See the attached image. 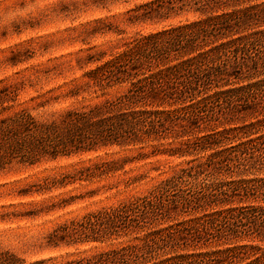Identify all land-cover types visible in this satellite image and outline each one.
Masks as SVG:
<instances>
[{"label":"trees","instance_id":"1","mask_svg":"<svg viewBox=\"0 0 264 264\" xmlns=\"http://www.w3.org/2000/svg\"><path fill=\"white\" fill-rule=\"evenodd\" d=\"M189 9L199 15L139 34L89 71L82 85L128 83L121 94L45 121L25 109L0 118V169L14 160L33 164L100 145L124 147L164 138H186L172 148L174 153L213 150L144 195L56 226L47 234L48 245L118 235L137 240L56 264H184L191 256L206 255L177 253L187 246L264 236L240 228L257 217L264 224V207L205 211L231 202L234 187L246 198L264 200V177H221L264 168V0H149L133 8L129 19L159 20ZM246 115L255 120L246 121ZM109 165L95 167L101 174ZM83 171L92 174L90 167ZM200 210V216L163 226L178 214ZM252 249L234 245L223 252L235 256ZM14 259L0 252V264ZM244 264H264V252Z\"/></svg>","mask_w":264,"mask_h":264},{"label":"rangeland","instance_id":"2","mask_svg":"<svg viewBox=\"0 0 264 264\" xmlns=\"http://www.w3.org/2000/svg\"><path fill=\"white\" fill-rule=\"evenodd\" d=\"M147 1L0 0V95L4 97L0 118L25 109L35 119L45 121L67 109L88 107L121 94L128 83L105 88L82 85L89 71L121 52L125 43L139 34L199 15L189 9L165 19L131 21L133 8ZM245 117L246 121L255 120ZM183 139L164 138L124 147L100 145L33 164L15 160L6 164L0 169V252L14 255L16 259L11 264L38 260L56 264L137 241L134 236L118 235L104 241L53 246L46 240L47 234L61 223L144 195L163 179L213 151L174 153L172 148ZM103 162L110 165L99 174L95 165ZM87 167L91 175L83 171ZM224 176L222 181L264 177V168ZM233 195L231 202L205 211L264 207V200L246 198L239 187H234ZM202 211L178 214L163 226L200 216ZM240 228L255 236L264 233L261 217L245 221ZM262 237H243L228 243L213 241L187 246L177 253L206 254L191 256L184 264H244L264 252ZM234 245L254 249L242 250L235 256L223 252Z\"/></svg>","mask_w":264,"mask_h":264}]
</instances>
